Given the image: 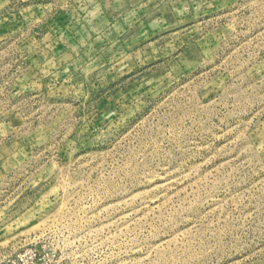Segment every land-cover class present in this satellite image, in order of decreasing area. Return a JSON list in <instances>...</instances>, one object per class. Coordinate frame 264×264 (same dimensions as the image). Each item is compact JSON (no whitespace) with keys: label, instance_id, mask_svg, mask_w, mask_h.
<instances>
[{"label":"rangeland","instance_id":"1","mask_svg":"<svg viewBox=\"0 0 264 264\" xmlns=\"http://www.w3.org/2000/svg\"><path fill=\"white\" fill-rule=\"evenodd\" d=\"M0 264H264V0H0Z\"/></svg>","mask_w":264,"mask_h":264}]
</instances>
